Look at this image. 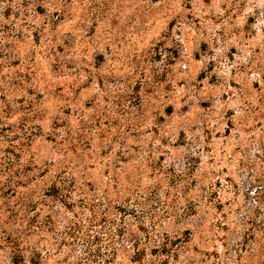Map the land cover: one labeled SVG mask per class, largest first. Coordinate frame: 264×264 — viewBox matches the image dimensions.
I'll return each instance as SVG.
<instances>
[{
    "label": "rangeland",
    "instance_id": "1",
    "mask_svg": "<svg viewBox=\"0 0 264 264\" xmlns=\"http://www.w3.org/2000/svg\"><path fill=\"white\" fill-rule=\"evenodd\" d=\"M263 231L264 0H0V264H264Z\"/></svg>",
    "mask_w": 264,
    "mask_h": 264
},
{
    "label": "trees",
    "instance_id": "2",
    "mask_svg": "<svg viewBox=\"0 0 264 264\" xmlns=\"http://www.w3.org/2000/svg\"><path fill=\"white\" fill-rule=\"evenodd\" d=\"M248 221H250L251 222V220H250V218H248ZM251 226L248 228L249 230H252L253 232H254V230L256 229V227L258 226V225H256L255 224V222H251V224H250ZM262 238H263V244L262 245H260L259 247H258V249L256 250L257 252H258V254H262V251H264V231H263V236H262ZM254 239V237H253V233H246L244 236H243V241H242V245H240V250H242V249H245V248H243V244H244V246L246 247V243H247V241L248 240H253ZM254 242V241H253ZM247 250L245 249V252H246ZM249 252H250V255H253L254 254V250H253V247L252 248H250V250H249ZM264 256V255H263Z\"/></svg>",
    "mask_w": 264,
    "mask_h": 264
}]
</instances>
